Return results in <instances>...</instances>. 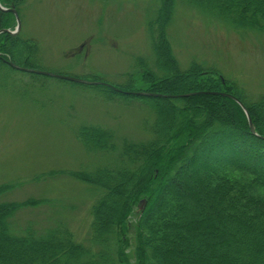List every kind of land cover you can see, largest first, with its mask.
<instances>
[{
	"label": "trees",
	"instance_id": "1",
	"mask_svg": "<svg viewBox=\"0 0 264 264\" xmlns=\"http://www.w3.org/2000/svg\"><path fill=\"white\" fill-rule=\"evenodd\" d=\"M160 1L159 72L143 75V92L163 96L152 99L155 119L144 127L150 139L118 149L108 131L78 132L88 154L114 155L92 174H70L97 198L87 244L64 222L13 223L47 200L0 203V264H264V98L250 101L199 64L182 71L165 33L177 0ZM182 1L232 28L264 33V0ZM25 4L0 0L20 18ZM16 27L15 16L0 10V32ZM30 45L20 34L0 35V86L15 71L8 63L32 68ZM214 93L242 103L256 136L242 108ZM13 189L1 186L0 198Z\"/></svg>",
	"mask_w": 264,
	"mask_h": 264
},
{
	"label": "rangeland",
	"instance_id": "2",
	"mask_svg": "<svg viewBox=\"0 0 264 264\" xmlns=\"http://www.w3.org/2000/svg\"><path fill=\"white\" fill-rule=\"evenodd\" d=\"M160 10V0H26L19 34L35 58L28 69L87 85L14 71L0 86V187L14 186L0 203L52 204L20 211L13 218L17 227L60 221L87 244L97 198L70 174H92L114 155L88 154L78 132L108 131L118 149L150 139L144 127L155 119L156 98L133 94L148 88L147 70L159 72ZM165 33L182 71L199 64L237 85L250 101L264 98L263 32L232 28L177 0ZM194 207L204 211L200 203Z\"/></svg>",
	"mask_w": 264,
	"mask_h": 264
},
{
	"label": "water",
	"instance_id": "3",
	"mask_svg": "<svg viewBox=\"0 0 264 264\" xmlns=\"http://www.w3.org/2000/svg\"><path fill=\"white\" fill-rule=\"evenodd\" d=\"M0 10L3 11V12L12 13L15 16L16 23H17V31L16 32L12 33V32H10L8 30H4V31L0 32V35H2V34H11V35L18 34L20 32V30H21V20L19 18L18 12L16 10H14V9H9V10L8 9H4L3 7H1V5H0ZM8 65H9L10 68H12L13 70H16V71L28 72V73L48 76V77H52V78H59V79L65 80V81H69V82H73V83H77V84H85V85H87V83L82 81V80L73 79V78H66V77L57 76V75H53V74H47V73L36 71V70H33V69L23 68V67H20V66H18L16 64H13V63H8ZM94 84H90V85H94ZM133 95L138 96V97H149V98H160V97H163L161 95H154V94H148V93H138V94H133ZM192 95L194 96L196 94H192ZM210 95H214V96H219L220 95L222 97L229 98V99L233 100L234 102H236L242 108V110L244 111V113H245V115H246V117L248 119L249 128H250L251 133L254 136H256V132H255V128L253 126L252 120L250 119V116L248 115V112H247L246 108L242 105V103L238 99H236L233 96L226 95V94L214 93V94H210ZM181 97H183V98L185 97L186 98V97H190V95L181 96ZM143 209H145L144 205L142 206L141 210H143Z\"/></svg>",
	"mask_w": 264,
	"mask_h": 264
}]
</instances>
